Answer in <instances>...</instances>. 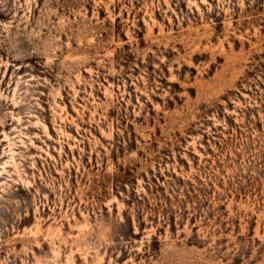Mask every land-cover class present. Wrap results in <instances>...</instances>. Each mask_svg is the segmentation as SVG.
I'll return each instance as SVG.
<instances>
[{
    "label": "rangeland",
    "instance_id": "obj_1",
    "mask_svg": "<svg viewBox=\"0 0 264 264\" xmlns=\"http://www.w3.org/2000/svg\"><path fill=\"white\" fill-rule=\"evenodd\" d=\"M0 264H264V0H0Z\"/></svg>",
    "mask_w": 264,
    "mask_h": 264
}]
</instances>
